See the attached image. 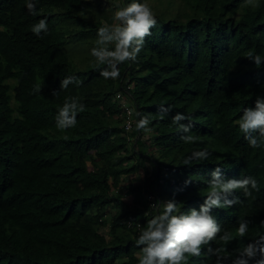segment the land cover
Wrapping results in <instances>:
<instances>
[{
    "label": "trees",
    "instance_id": "obj_1",
    "mask_svg": "<svg viewBox=\"0 0 264 264\" xmlns=\"http://www.w3.org/2000/svg\"><path fill=\"white\" fill-rule=\"evenodd\" d=\"M162 2L163 9L150 4L157 25L137 60L119 66V79L105 80L95 58L80 67L68 45L112 23L108 8L91 0H36L42 15L33 16L25 0H0V264H137L140 227L127 222L146 223L144 192L157 205L166 197L182 211L199 208L217 166L229 178L254 177L260 188L252 197L238 190L240 203L213 209L233 233L239 218L251 221L248 236L228 251L264 232V148L249 147L235 123L242 108L264 95V65L257 69L246 58L249 51L264 57V0H254L256 7L245 0ZM44 17L48 32L37 37L31 26ZM67 75L82 83L60 90ZM37 84L41 93H33ZM117 92L136 112L151 115L148 137L135 125L127 132ZM69 96L79 97L85 110L75 128L61 131L55 115ZM160 105L172 109L163 120ZM176 112L191 114V134L202 143L180 139L171 122ZM194 148L212 154L181 165ZM129 174H136L127 186L131 201L121 191ZM111 209L103 232L101 218ZM214 262L202 254L189 264Z\"/></svg>",
    "mask_w": 264,
    "mask_h": 264
},
{
    "label": "clouds",
    "instance_id": "obj_2",
    "mask_svg": "<svg viewBox=\"0 0 264 264\" xmlns=\"http://www.w3.org/2000/svg\"><path fill=\"white\" fill-rule=\"evenodd\" d=\"M245 4L249 7L257 6L254 0H245ZM25 6L31 15H42L37 9L36 0H25ZM113 7V22H104L98 27L97 38L90 49V55L95 58V66L99 68V74L105 80L119 79V66L137 60L145 45L146 37L152 34V28L157 25L156 13L148 0L118 2ZM31 31L37 37H40L42 32L46 34L48 32L47 17L34 23ZM246 58L254 62L257 69L264 65V57L252 51L247 53ZM81 83L82 81L75 76L67 75L60 80V90L67 89L70 84L79 86ZM42 86L41 84L35 85L33 93H41ZM57 92L53 89L52 94L56 95ZM116 100L126 115L125 129L128 133L132 132L134 125L138 133L151 132L149 125L152 117L150 114L136 112L130 99L120 92L116 93ZM126 106L133 112L129 110L128 113ZM84 110L85 105L80 102L79 97H65L55 115L56 128L61 131L75 128L77 116ZM171 111V106L160 105L159 119L163 120ZM135 115L138 117L137 120ZM130 119L133 126L127 129L126 122ZM171 122L177 131L182 133L180 139L185 144L202 143L198 136L191 134L194 126L191 114L176 112ZM235 123L238 124L249 147L264 148V95L255 97L254 106L242 108ZM134 136H137V133ZM211 154L208 148H194L190 153L181 157V165L191 167L193 161H206ZM131 175H128L123 185L130 184L133 177ZM210 177L206 180L207 189L202 194L205 199L199 208L191 207L182 211L180 202L174 198L159 200L157 205L154 195L144 192L148 204L150 203L144 212L146 223L142 226L141 221L128 220L127 222L129 227H132L134 223L140 227L138 235L134 238V243L139 249L134 254L137 264H189L192 258H199L202 254L214 256V264H264V232L249 239L243 247L229 252L227 246L230 243L237 240L243 241L248 236L251 221L239 218L235 233H233L230 229L223 228L213 215V209L226 210L240 203L239 197L235 195L238 190L243 192L244 197H252L253 191L259 192L258 181L252 176L226 177L219 166L211 172ZM184 183L186 186L192 183V178L189 176ZM154 208L155 213H151ZM114 212L115 209H111L108 215L103 214L101 231L108 233L110 225L108 223L105 225V217ZM261 224L264 225V221H261ZM213 244L217 246L213 247Z\"/></svg>",
    "mask_w": 264,
    "mask_h": 264
},
{
    "label": "rangeland",
    "instance_id": "obj_3",
    "mask_svg": "<svg viewBox=\"0 0 264 264\" xmlns=\"http://www.w3.org/2000/svg\"><path fill=\"white\" fill-rule=\"evenodd\" d=\"M94 5H97V1L102 4L105 8H108L111 13L114 11V5L118 2H121L120 0H91ZM148 3L157 6L159 9H163L165 7V4L162 2V0H148ZM69 37H72V34H68ZM97 37V33H91L89 32L85 36H76L75 40L71 41L68 45V51L71 54V57L74 59V61L80 65V67H86L88 64H90V58L92 57L90 55V49L91 47L94 46L93 39ZM94 58V57H92ZM90 66V65H89ZM153 131L145 133L144 136L145 138L148 137ZM143 174V169L140 168V173ZM136 174H132L131 176H135ZM126 184V183H125ZM124 184V188H121L120 190L122 191L123 195H125L124 199L125 200H130L132 199L133 194L126 195V189L127 185ZM126 190V191H124ZM168 198L165 197V200ZM150 204V203H149ZM107 225V222L106 224ZM103 228H106L103 226ZM107 231V229H104ZM138 252V251H137Z\"/></svg>",
    "mask_w": 264,
    "mask_h": 264
},
{
    "label": "built area",
    "instance_id": "obj_4",
    "mask_svg": "<svg viewBox=\"0 0 264 264\" xmlns=\"http://www.w3.org/2000/svg\"><path fill=\"white\" fill-rule=\"evenodd\" d=\"M119 95V94H118ZM126 108H127V112L129 113V110H131L132 111V109H130V108H128L127 106H126ZM133 112V111H132ZM133 115V114H132ZM129 125L131 126L130 128H129ZM132 126H133V122L131 121V119L130 120H127V122H126V128L127 129H131L132 128Z\"/></svg>",
    "mask_w": 264,
    "mask_h": 264
}]
</instances>
